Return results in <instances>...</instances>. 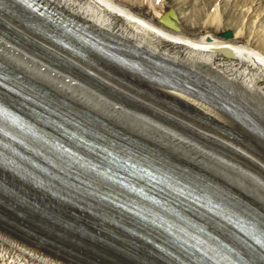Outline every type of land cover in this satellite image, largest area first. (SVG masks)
Here are the masks:
<instances>
[{"label":"bare ground","instance_id":"6f19581e","mask_svg":"<svg viewBox=\"0 0 264 264\" xmlns=\"http://www.w3.org/2000/svg\"><path fill=\"white\" fill-rule=\"evenodd\" d=\"M43 1L76 29L95 34L108 47L146 62L152 71L158 70L156 63L161 62L172 74L178 69L194 79H201L195 75L207 79L225 93L217 98L220 102H237L260 121L264 134V53L251 48L248 42L236 44L242 29L231 37H221L223 16L218 3L205 15L196 13L204 34L195 39L175 27L180 22L174 10L161 7L162 0H147L158 25L112 0ZM0 23L63 54L64 62L48 60L54 61L53 65L0 36V68L44 93H37L41 98L80 113L89 126L86 131H78L79 137L90 142L92 133L106 130L103 132L134 145L141 154L167 168L184 170L186 176H198L202 183L212 182L213 187L206 184L216 192L209 205L221 213L224 209L219 206L224 201L253 213L244 202L227 193L264 212V139L258 141L254 152L251 135L245 133L239 138L238 122L213 106L168 88L157 87L146 93L134 75L114 77L111 70L53 46L42 37L38 25L28 29L1 10ZM210 28L220 34H210ZM219 48H229L231 54L219 52ZM106 161L115 164L112 158ZM124 218L130 220L131 216L126 214ZM260 221L264 224L263 218ZM255 260L264 264V259ZM0 264L64 263L0 233Z\"/></svg>","mask_w":264,"mask_h":264},{"label":"water","instance_id":"95a60500","mask_svg":"<svg viewBox=\"0 0 264 264\" xmlns=\"http://www.w3.org/2000/svg\"><path fill=\"white\" fill-rule=\"evenodd\" d=\"M14 34L50 55H57L28 37L17 32ZM0 35L43 57L4 32L0 31ZM226 36L230 35L227 33ZM225 49L218 50L224 53ZM53 57L62 60L60 56ZM173 74L178 91L222 113L239 117L247 124L241 125L239 138L247 133L257 146L261 139L257 118H252L237 102L227 99L220 102L217 98L225 93L207 79L195 75L201 78L197 80L177 69H173ZM31 161L32 164L28 165L15 164L0 154L1 231L66 264H197L196 256L187 258L191 254L174 242L157 245L155 240L140 235L129 226L83 208L70 194L54 187V183L58 182L55 180H59L64 187L76 189L72 181L65 179L60 171L43 167L37 158ZM227 194L246 203L264 219V212L257 205L243 201L237 195Z\"/></svg>","mask_w":264,"mask_h":264},{"label":"rangeland","instance_id":"374dc122","mask_svg":"<svg viewBox=\"0 0 264 264\" xmlns=\"http://www.w3.org/2000/svg\"><path fill=\"white\" fill-rule=\"evenodd\" d=\"M112 1L138 14L143 19L152 21L156 25L159 24L155 21L153 11L148 6L147 0ZM162 2V4L160 3L161 7L174 10L175 18L180 22L178 25L175 24V27L180 29L185 36L195 39L204 34L201 30L200 18L197 17L196 13L205 15L214 4L218 3L223 16L220 27L221 37L225 38L227 33L231 37L235 31L242 29L243 35L240 39L235 40L236 44L238 42V44L244 45L248 42L251 48L264 53V0H162ZM209 31L213 35L220 34L218 30L215 31L212 28Z\"/></svg>","mask_w":264,"mask_h":264}]
</instances>
